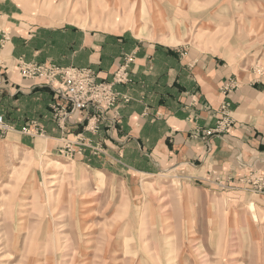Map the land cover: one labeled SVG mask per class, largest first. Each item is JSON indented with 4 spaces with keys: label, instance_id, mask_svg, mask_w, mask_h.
Segmentation results:
<instances>
[{
    "label": "rangeland",
    "instance_id": "rangeland-1",
    "mask_svg": "<svg viewBox=\"0 0 264 264\" xmlns=\"http://www.w3.org/2000/svg\"><path fill=\"white\" fill-rule=\"evenodd\" d=\"M14 1L23 21L128 30L184 56L214 59L264 87V0ZM18 136H0V264H154L149 257L160 245L172 242L176 259V243L192 233L197 245L184 241V247L193 254L171 264H264V195L219 191L190 169L156 176L94 173L74 160L81 153L74 144L65 148L62 141L55 153L50 141L46 151L34 152ZM154 194L163 209H155ZM160 212L174 224L161 234L168 240L148 236L142 242Z\"/></svg>",
    "mask_w": 264,
    "mask_h": 264
},
{
    "label": "crops",
    "instance_id": "crops-1",
    "mask_svg": "<svg viewBox=\"0 0 264 264\" xmlns=\"http://www.w3.org/2000/svg\"><path fill=\"white\" fill-rule=\"evenodd\" d=\"M22 16L14 0H0V29L8 38L1 42L0 36V116L24 147L46 151L51 141L55 145L51 151L58 153L63 136H81L85 146L73 145L81 150L74 160L90 172L113 177L190 169L201 180L217 171L232 177L231 185L236 187L249 170L264 176V87L235 77L214 59L184 56L178 49L128 30L117 34L72 23L41 25L23 21ZM126 56L132 57L131 83L115 90L128 101L119 103L113 122L107 112V121L95 134L84 129L86 111L59 125L51 108L57 94L43 80L21 78L18 69L19 59L86 68L100 81L110 82ZM232 76L238 88L226 93L222 85ZM222 105L233 121L228 131L208 142L195 137L196 131L217 129ZM32 125L43 134H21ZM94 148L101 152L95 155Z\"/></svg>",
    "mask_w": 264,
    "mask_h": 264
},
{
    "label": "built area",
    "instance_id": "built-area-1",
    "mask_svg": "<svg viewBox=\"0 0 264 264\" xmlns=\"http://www.w3.org/2000/svg\"><path fill=\"white\" fill-rule=\"evenodd\" d=\"M1 42L7 41V34L0 29ZM132 57H124L123 64L113 73L110 82L100 81L92 70L86 68H63L51 64L27 63L22 59L18 61L19 75L27 80H43L57 94L56 101L51 108L54 117L59 125H66L69 117L86 111L88 116L84 129L92 134L97 133L101 123L107 121V112H111L112 122L118 117V105L120 102L125 103L128 99L115 90L117 85H126L131 83L128 72ZM238 88L235 80H227L223 83L222 90L230 92ZM221 116L217 129L208 131H196L195 137L200 136L204 142H208L209 138L227 132L233 121L231 120L227 106L222 105ZM109 121V120H108ZM33 129L23 128L21 134L27 136L42 135L43 133ZM11 128L5 123L0 116V134L6 135ZM74 140H62L65 148H70L73 144L85 146V141L81 136H77ZM77 142V143H76ZM207 144V143H206ZM209 148L207 144L206 149ZM208 150V149H207ZM95 152L99 149L94 148ZM226 174L210 171L203 180L214 185L217 190H240L256 195H264V176L249 170L241 179H238V186H232ZM196 180V179H194Z\"/></svg>",
    "mask_w": 264,
    "mask_h": 264
},
{
    "label": "bare ground",
    "instance_id": "bare-ground-1",
    "mask_svg": "<svg viewBox=\"0 0 264 264\" xmlns=\"http://www.w3.org/2000/svg\"><path fill=\"white\" fill-rule=\"evenodd\" d=\"M34 6V5H33ZM117 18V17H116ZM56 163V162H55ZM162 191V190H161ZM160 191V192H161ZM159 192V193H160ZM157 193V192H156ZM158 194H154V195H152V200L154 201L153 203H156L157 204V206H155V209L156 208H164V205H165V203L163 202V203H161L160 204V200H158ZM155 204V205H156ZM169 217L170 216H168L166 213H159L158 215H155L153 218H151V220H152V223L150 224V227H151V231L150 232H147L146 234H145V236H143L144 238H141L142 240V242L144 241V240H146L147 238H148V236L149 237H153V236H158V237H160L161 236V239L163 240V241H167L168 240V238H166V237H164V235H168V231L169 230H171L173 227H174V224H172L171 222H170V220H169ZM164 218V219H163ZM151 222V221H150ZM173 225V226H172ZM119 225H117V226H115V228H117ZM118 229V228H117ZM190 229H193V226L191 225L190 226ZM161 234H164V235H161ZM105 235H110V233L107 231L106 232V234ZM121 235V234H120ZM186 236V235H185ZM185 236L184 237H181L180 238V241H178L176 244L178 245V243L180 244V248H181V252H180V255H179V257H176V259L177 258H181V261H183V259H184V257H185V255H187V256H190V254L192 253L193 254V252L191 251V249L192 248H190L189 249V247L188 248H186V245H185V247H184V241H185V243H188V245L189 244H193V246H194V244H196L195 242H196V240H195V233L193 234L192 233V237L190 238V240L189 241H187L186 242V238H185ZM116 244L117 243H119V241H116L115 242ZM138 243H141V242H138L137 241V244ZM171 244H172V242H171ZM168 245L167 247L168 248H163L161 245L159 246V248H158V250H157V253L154 255V256H151V257H149V259L154 263V264H164V263H166V264H171L172 263V261H176V259L175 258H173L172 256H171V254H172V247L174 246V244L173 245ZM197 245V244H196ZM192 247V246H191ZM151 249V248H150ZM146 251H148V250H146ZM188 252V253H187ZM136 257V256H135ZM198 260V259H197ZM200 264V263H199Z\"/></svg>",
    "mask_w": 264,
    "mask_h": 264
}]
</instances>
